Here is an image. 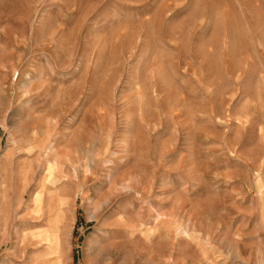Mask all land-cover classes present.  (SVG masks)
I'll return each mask as SVG.
<instances>
[{"label":"rangeland","instance_id":"1","mask_svg":"<svg viewBox=\"0 0 264 264\" xmlns=\"http://www.w3.org/2000/svg\"><path fill=\"white\" fill-rule=\"evenodd\" d=\"M0 264H264V0H0Z\"/></svg>","mask_w":264,"mask_h":264}]
</instances>
